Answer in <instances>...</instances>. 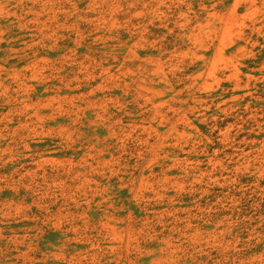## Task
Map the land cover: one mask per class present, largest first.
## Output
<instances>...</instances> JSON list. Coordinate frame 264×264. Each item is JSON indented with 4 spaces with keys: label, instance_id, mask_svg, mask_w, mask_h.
Returning <instances> with one entry per match:
<instances>
[{
    "label": "rangeland",
    "instance_id": "rangeland-1",
    "mask_svg": "<svg viewBox=\"0 0 264 264\" xmlns=\"http://www.w3.org/2000/svg\"><path fill=\"white\" fill-rule=\"evenodd\" d=\"M0 264H264V0H0Z\"/></svg>",
    "mask_w": 264,
    "mask_h": 264
}]
</instances>
